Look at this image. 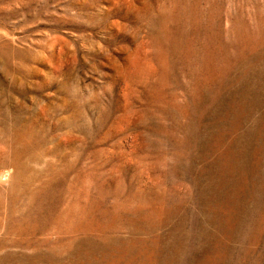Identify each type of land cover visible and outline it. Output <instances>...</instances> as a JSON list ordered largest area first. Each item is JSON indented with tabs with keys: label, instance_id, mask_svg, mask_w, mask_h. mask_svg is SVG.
I'll return each instance as SVG.
<instances>
[{
	"label": "rangeland",
	"instance_id": "1",
	"mask_svg": "<svg viewBox=\"0 0 264 264\" xmlns=\"http://www.w3.org/2000/svg\"><path fill=\"white\" fill-rule=\"evenodd\" d=\"M0 264H264V0H0Z\"/></svg>",
	"mask_w": 264,
	"mask_h": 264
}]
</instances>
